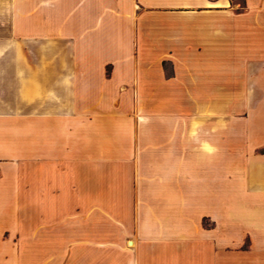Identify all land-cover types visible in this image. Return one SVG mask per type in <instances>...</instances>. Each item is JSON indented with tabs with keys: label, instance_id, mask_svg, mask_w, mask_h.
<instances>
[{
	"label": "crops",
	"instance_id": "obj_1",
	"mask_svg": "<svg viewBox=\"0 0 264 264\" xmlns=\"http://www.w3.org/2000/svg\"><path fill=\"white\" fill-rule=\"evenodd\" d=\"M0 264H264V0H0Z\"/></svg>",
	"mask_w": 264,
	"mask_h": 264
}]
</instances>
